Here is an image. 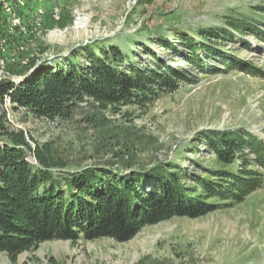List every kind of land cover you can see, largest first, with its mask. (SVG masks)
Returning a JSON list of instances; mask_svg holds the SVG:
<instances>
[{
  "label": "rangeland",
  "instance_id": "374dc122",
  "mask_svg": "<svg viewBox=\"0 0 264 264\" xmlns=\"http://www.w3.org/2000/svg\"><path fill=\"white\" fill-rule=\"evenodd\" d=\"M21 14L22 26L11 31L0 13L7 46L0 54L16 86L41 66L85 64L87 50L110 45L122 50L126 64L142 70L162 64L160 57L164 69L178 67L194 76L145 107L126 106L122 113L86 98L69 119H48L4 102L0 115L5 112L7 125L25 132L33 149L48 145L62 162L51 169L58 182L87 169L122 175L172 162L188 170L184 181L193 186V175L207 176L206 169L234 171L247 185L242 196L210 199L219 204L214 211L145 226L128 241L50 240L15 261L0 252V264H264V0H26ZM201 27L227 29L235 38H199L206 44L214 39L217 48L198 49L199 67L184 60L188 49L181 37H199ZM219 131L248 132L250 141L231 165L220 162L207 141V134Z\"/></svg>",
  "mask_w": 264,
  "mask_h": 264
},
{
  "label": "trees",
  "instance_id": "16d2710c",
  "mask_svg": "<svg viewBox=\"0 0 264 264\" xmlns=\"http://www.w3.org/2000/svg\"><path fill=\"white\" fill-rule=\"evenodd\" d=\"M233 28L238 31L242 26ZM196 33L199 37L183 34L181 44L188 49L184 60L199 67L203 62L199 48L206 53L217 51L214 39L206 44L199 38H235L227 29L201 27ZM150 53L156 55L151 49ZM85 54V64L68 61L56 69L41 66L20 85L1 82L0 107L9 95L13 108H25L40 118L69 119L78 101L91 98L103 110L122 113L126 106L145 107L161 94L177 90L182 81L194 79L178 67L164 69L166 63L160 57L157 61L162 64L150 70L126 64L128 58L116 45ZM246 135L219 131L207 134V141L218 160L231 165L243 143L250 141ZM28 153L34 154L36 163L27 159ZM61 166L48 145L37 144L33 149L25 132L10 128L5 112L0 115V252L12 260L56 239L128 241L145 226L214 211L219 204L210 199L242 196L240 190L247 185L234 171L206 169L207 176L193 175V186L184 181L188 170L172 162L122 175L107 168L87 169L68 174L62 184L51 171Z\"/></svg>",
  "mask_w": 264,
  "mask_h": 264
},
{
  "label": "bare ground",
  "instance_id": "6f19581e",
  "mask_svg": "<svg viewBox=\"0 0 264 264\" xmlns=\"http://www.w3.org/2000/svg\"><path fill=\"white\" fill-rule=\"evenodd\" d=\"M15 2L12 3L9 0H0V11L7 16L9 19V22H11L10 25V30L13 31V28L16 26H22L23 24V15L21 14V11L25 7L26 0H14ZM39 13H42L43 11H37ZM38 13V14H39ZM82 17H80V20L78 21L79 23H82L81 21ZM7 49V46L2 42V37L0 36V53L1 51H5ZM7 58L1 56L0 54V80H7L15 79L14 76L11 77V72L7 70V65H6ZM28 61L26 59L21 60V65L22 66H27ZM14 82H17L14 80ZM9 99V95L5 96L4 102L7 103Z\"/></svg>",
  "mask_w": 264,
  "mask_h": 264
},
{
  "label": "water",
  "instance_id": "95a60500",
  "mask_svg": "<svg viewBox=\"0 0 264 264\" xmlns=\"http://www.w3.org/2000/svg\"><path fill=\"white\" fill-rule=\"evenodd\" d=\"M32 74V73H31ZM30 74V75H31ZM35 158H30V161H32L33 163H36V159L34 160Z\"/></svg>",
  "mask_w": 264,
  "mask_h": 264
}]
</instances>
